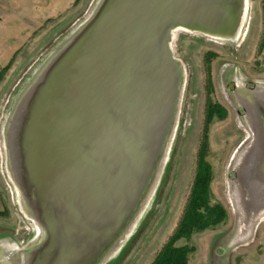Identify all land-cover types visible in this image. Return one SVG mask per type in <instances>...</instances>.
Wrapping results in <instances>:
<instances>
[{
  "label": "rangeland",
  "instance_id": "rangeland-1",
  "mask_svg": "<svg viewBox=\"0 0 264 264\" xmlns=\"http://www.w3.org/2000/svg\"><path fill=\"white\" fill-rule=\"evenodd\" d=\"M106 1L0 0V264H30L47 240L18 180L17 119ZM235 1L232 32L174 33L171 49L183 79L171 142L127 234L100 264L153 263L182 220L203 150L211 166L212 203L222 205L227 218L178 243L193 248L188 264H264V180L256 178L264 173L252 164L250 179L248 171L241 176L258 139L252 119L264 115V0ZM208 67L212 99L227 113L205 129ZM244 91L259 98L254 111L242 102ZM247 207L259 212L254 221Z\"/></svg>",
  "mask_w": 264,
  "mask_h": 264
},
{
  "label": "water",
  "instance_id": "water-1",
  "mask_svg": "<svg viewBox=\"0 0 264 264\" xmlns=\"http://www.w3.org/2000/svg\"><path fill=\"white\" fill-rule=\"evenodd\" d=\"M237 14L235 0H107L57 60L14 129L18 180L47 231L30 264H97L120 241L178 108L170 32H232Z\"/></svg>",
  "mask_w": 264,
  "mask_h": 264
},
{
  "label": "trees",
  "instance_id": "trees-1",
  "mask_svg": "<svg viewBox=\"0 0 264 264\" xmlns=\"http://www.w3.org/2000/svg\"><path fill=\"white\" fill-rule=\"evenodd\" d=\"M207 73L209 76L207 78L208 91L205 109V129L209 127L214 118L221 120L226 117L227 113L225 108L213 101L209 67ZM201 154L195 181L182 220L174 234L157 254L152 264H188V257L193 248L187 245L181 246L178 243L190 240L195 233L215 227L223 223L227 218L225 208L220 204L212 203L210 188L212 178L211 166L206 162L204 150Z\"/></svg>",
  "mask_w": 264,
  "mask_h": 264
},
{
  "label": "bare ground",
  "instance_id": "bare-ground-1",
  "mask_svg": "<svg viewBox=\"0 0 264 264\" xmlns=\"http://www.w3.org/2000/svg\"><path fill=\"white\" fill-rule=\"evenodd\" d=\"M233 6V5H232ZM235 8H236V6L234 5L233 6V13L235 14L236 13V11H237V9L235 10ZM234 18H235V16H234ZM184 28V27H183ZM183 28H178V29H175V30H173V31H171L170 32V35H169V39H170V42H169V47L171 46V42L173 41V37H174V33L176 32V31H178V30H181V29H183ZM245 39V38H244ZM178 69L180 70V67H178ZM183 79V78H182ZM252 117H254V115H252ZM252 123H253V125H254V128L256 129V131H257V135H258V139H257V141H256V147H255V151H254V153H251L250 154V159H251V163H250V167H252V164H255L256 165V167H257V170H259V171H261V169L263 170L262 172L264 173V117L262 116V117H259V118H257V117H255V120H253L252 119ZM172 134H173V130H172V127L170 128V131H169V136H168V138H167V141H166V143H165V147H164V149H163V152L161 153V157H160V161H159V163H158V167H157V169H156V172H155V174H154V176H153V179H152V182H151V186L149 187V189H148V191H147V193H150V191H151V187H152V185L154 184V182H155V180H156V178H157V175H158V170H159V166H160V163H161V161H162V159H163V157H164V155H166L167 154V148L169 147V145H170V142H171V138H172ZM250 167H247L246 169H245V173H247V171H248V175H249V179H250ZM244 168V167H243ZM242 175H244L245 177H246V175L242 172V174H241V176ZM18 176L20 177V180L22 181L23 180V177H22V174H21V172H18ZM261 177V178H260ZM264 174L262 175V174H260V173H257L256 174V178L260 181L261 179H262V181L264 180ZM249 179H247V181L249 182V184H248V182H247V184H248V186L250 185V182H251V185L253 184V182L251 181V180H249ZM256 180V179H255ZM256 182V181H255ZM258 182V181H257ZM32 185V182L29 180V182H27V187H28V189L30 188V186ZM257 185V184H256ZM259 186H254V188H258ZM260 188H262V185H260ZM263 188H264V185H263ZM262 191V190H261ZM264 192V191H263ZM263 192H262V198H261V200L262 201H264V194H263ZM259 194V193H258ZM25 196H26V198H27V203H28V206H30V204H31V206H33L34 208L36 207V204H35V201H32L33 200V196H34V193H31V191H27V192H25ZM259 196V195H258ZM257 195L255 196L254 195V200L255 201H257L258 202V199H259V197H258ZM263 205H264V203H263ZM30 206V207H31ZM33 208V209H34ZM130 228V227H129ZM44 230H45V234H47V231H46V229L44 228ZM128 230L129 229H127V231L124 233V235L122 236V237H120V239H118V240H121L124 236H125V234H127V232H128ZM118 241H116L113 245H112V247H110V248H108L106 251H107V255L105 256V258L108 256V254L110 253V251L114 248V246H115V244L117 243ZM105 258L104 259H101L97 264H100L101 262H103V260H105Z\"/></svg>",
  "mask_w": 264,
  "mask_h": 264
},
{
  "label": "flooded vegetation",
  "instance_id": "flooded-vegetation-1",
  "mask_svg": "<svg viewBox=\"0 0 264 264\" xmlns=\"http://www.w3.org/2000/svg\"><path fill=\"white\" fill-rule=\"evenodd\" d=\"M241 97H242V102L244 104H246V106L248 108H251L252 109L253 108V105H254L255 108H257L256 105H260V101L258 100L259 98L256 97V96L252 97V93H249V92H245L244 91V93H242ZM253 111H254V108H253ZM253 111H250L249 112L250 115H251V117H252V115L255 114V112H253ZM262 116L264 117V115H261L260 117H262ZM250 157L251 156L249 155L248 158H247L246 164L243 166L245 169L247 167H250V163H251L250 162L251 161ZM244 168H243V171L241 170L242 172H244ZM248 208L249 207H247V210H248ZM248 211H249L248 215H250V219H252V220L255 219V218H257L258 215H259V212L256 211V210H253V211L248 210Z\"/></svg>",
  "mask_w": 264,
  "mask_h": 264
}]
</instances>
